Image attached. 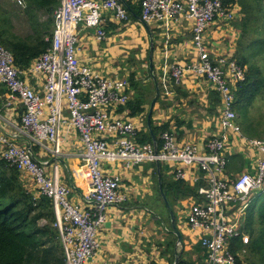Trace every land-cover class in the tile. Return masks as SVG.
I'll return each instance as SVG.
<instances>
[{"label":"built area","instance_id":"built-area-1","mask_svg":"<svg viewBox=\"0 0 264 264\" xmlns=\"http://www.w3.org/2000/svg\"><path fill=\"white\" fill-rule=\"evenodd\" d=\"M24 10L25 0H15ZM139 21L159 23L166 29L169 22L183 15L192 22L188 46L193 60L184 66L173 65L162 77L161 88L172 94V84L178 85L186 73L205 78L221 100L218 138L210 140L206 152L195 145L177 147L173 137L161 133L163 146L154 151L153 144H137L139 128L117 110L129 100V80L124 76H100L82 64L77 57V32L80 25L92 28L95 39H106L105 18L116 23L129 22L126 8L118 0H61L53 11L54 28L49 48L27 69L15 67L12 54L0 47V85L9 100L23 107L19 124H11L14 136L25 144L17 145L0 134V158L9 166L24 172L36 186V194L52 202L56 228L65 264H85L97 247L96 234L106 221L111 205L125 202L120 191V177L109 174L104 165L119 162L133 166L143 162H175L174 179L186 182L203 180L198 188L199 202L192 203L184 214V223L199 236V245L207 257L203 264H237L229 249L230 239L239 236L250 194L264 191V140L244 138L234 110L235 92L245 79V69L237 60L211 57L205 41L215 19L230 22L235 17L222 0H137ZM43 78L42 90L32 87L27 78ZM66 112L67 115L64 114ZM74 129L83 150L76 156L85 169L87 181L82 201L87 207L73 204L69 189L61 184L57 160L67 157L63 151L66 137ZM231 132L259 154L255 170L236 176L222 177L228 158L224 151V136ZM53 157V171L45 159L34 158L31 147ZM196 166L197 174L189 168ZM189 168V169H187ZM200 172V173H199ZM201 172L203 174L201 175ZM191 174V178H189Z\"/></svg>","mask_w":264,"mask_h":264},{"label":"crops","instance_id":"crops-1","mask_svg":"<svg viewBox=\"0 0 264 264\" xmlns=\"http://www.w3.org/2000/svg\"><path fill=\"white\" fill-rule=\"evenodd\" d=\"M236 1H233L230 8L235 14L233 20L224 22L220 19H215L207 31L205 41L213 58L231 59L235 55L237 43L240 39V30L236 29L233 22L236 20L238 22L241 18L240 8ZM38 18L42 22L46 19V16L39 14ZM128 24L130 26L122 25V23L118 24L110 17H106L104 29H106L105 32H107L108 38L101 42L95 39V32L92 28L80 25L76 44L79 61L100 76L118 75L128 78V73L120 74L116 73V70H114L115 73H112L109 66L126 57V49L129 47L127 43H130L129 40L125 39L128 36L126 31H130L131 28L137 29L140 39L144 37L147 40L144 49L148 48L149 51L151 48L152 58L154 57L153 59L151 58L153 63L152 72L148 68L149 59H147L146 79H142L140 74L136 75L133 72L138 84L142 80L141 90L144 91L142 95L144 112L136 117H128L125 112L123 114L116 112L115 115L127 116L126 118L133 121L139 131H146L148 129L146 118L150 103L155 95L154 78L160 91L159 98L162 96L164 100L158 103V98L155 102L149 124L152 121V125L156 127L169 122L168 133L173 137L177 147L195 145L200 152H206L207 143L212 139L218 138L220 132L218 118L221 114V100L217 93L205 78L190 73L182 76L180 84H172V94L170 96H166L163 93L160 84L162 77L168 73L171 66H184L185 63L193 60L192 50L188 46L192 22L185 16L178 15L169 22L167 29L156 22L153 23L154 26H151L152 23L144 26L139 21V18L136 21H130ZM149 33L151 35V45ZM28 34H30V31ZM154 38L158 39L156 44L153 41ZM138 40L139 38L137 37L133 42H138ZM27 81L37 91L40 92L43 89V78L41 76L37 78L29 77ZM0 90L3 92L0 94V134H3L15 144L23 146L25 141L20 137L14 136V131L11 127V124H19L20 117L23 114V107L17 100L8 99V92L2 85H0ZM137 93H139V89L135 90L131 87L128 90L129 99H134ZM64 114L67 115L66 112ZM236 114L238 119H240L239 114L237 112ZM237 123L240 127L242 126L238 120ZM243 136L244 138L246 137V140L252 138ZM158 138H160V134ZM223 141L225 155H242L243 164L242 166L239 165L238 171L230 172L224 170V173L221 174L222 177H232V175L236 176L242 171L253 172L255 170L253 165L256 167L259 158L255 148L249 146L248 143L243 142L240 137L231 132L224 136ZM82 150L83 146L80 143L78 134L72 129L69 131L63 146V151L68 155L57 160V168L61 184L69 189L68 197L70 201L81 208H85L87 204L82 201V195L86 190V172L81 160L76 156ZM247 151L251 153V156L245 155ZM32 153L35 159L39 161L46 159L48 161V173L53 171V157L47 158L46 154L41 151ZM248 160H254L255 163L249 165ZM143 163L145 164L141 166L140 164L142 163L125 166L117 162V169L112 168L110 164L104 165L105 170L109 174L119 175L121 180L120 191L125 195L126 200L122 204L111 205L107 209L106 221L96 234V250L85 264H173L176 242L174 245L169 244L167 246L168 241L172 240L167 229L170 227V223L167 222V217L163 216V204L154 191L155 182L152 176V167L149 165L151 162ZM163 163L166 162H158L159 166ZM195 167L193 165L189 168L196 175L197 170ZM171 172L166 171V175L173 178ZM21 173L28 190H36V186L26 174L24 172ZM191 176L189 174V178ZM188 185L194 187L196 182L190 181ZM149 196L153 197L150 204L144 202ZM199 201L196 198H185L174 205L172 209L176 225L183 238L180 258L189 257V255L197 257L195 251L200 246L199 236L191 232L185 225L183 208ZM175 207H181L179 208V214H175ZM151 215L156 218L155 221L151 218ZM179 217L183 218L181 219V227L178 226L177 222ZM157 220L159 223L156 222ZM192 241L198 242L196 248L192 246ZM170 249L173 255L170 254ZM179 250L180 247L177 248V252Z\"/></svg>","mask_w":264,"mask_h":264},{"label":"trees","instance_id":"trees-1","mask_svg":"<svg viewBox=\"0 0 264 264\" xmlns=\"http://www.w3.org/2000/svg\"><path fill=\"white\" fill-rule=\"evenodd\" d=\"M118 1L126 8L129 22L139 18L141 8L137 0ZM222 1L230 9L234 0ZM60 2L61 0H25L26 7L22 11L28 22L29 30L24 35L0 26V47L12 54L15 67L22 70L27 69L49 48L52 38L51 16ZM236 3L240 8L241 22L237 24L236 20L233 23L241 31L240 39L247 31L255 36L254 40L249 43V50H240L238 43L235 55L232 56V59L237 60L241 66L248 65L245 79L238 83L235 92L234 110L242 117L246 112V107L255 99L263 86L260 71L251 64V57L253 56L252 50L258 53L257 49L264 45V0H237ZM39 14L45 15L46 19L39 21ZM29 31L30 34H28ZM127 79L130 85L128 90L132 87L135 90L139 89V93L135 94L134 99H129L125 107L119 108L117 112L121 114L125 112L128 117H136L144 112L142 96L144 91L138 88L134 73L129 74ZM2 93L0 90V94ZM244 122L240 127L242 134L249 138L259 139L260 136H248L245 133L246 131L257 132V128L255 131L248 121L246 122V118ZM169 126V122H166L155 127L150 121V130L155 137L157 151H160L163 146V140L158 138V135L167 132ZM135 140L137 144H153L148 129L137 132ZM31 150L32 152L39 151L33 146ZM227 158L226 171H238L239 165L243 164L240 155H229ZM176 164L166 162L159 166L161 189L172 209L185 198H199L198 188L206 186L203 180L196 183V186L190 187L189 182L167 176L166 171H172ZM149 165L152 167L155 182L154 191L161 200L167 214V222L170 223L167 210L159 194L156 162H151ZM22 175L20 171L0 158V264H65L63 249L57 230L53 226L55 216L52 202L46 196L36 194L35 190H28ZM247 202L240 234L230 239L229 249L235 255L237 264H264V191L254 190ZM167 229L169 237L172 238L167 246L174 245L175 236L170 232V227ZM195 253L196 258L190 255L185 258L181 257L178 264H203L207 257L205 248L199 246ZM170 254L173 255L171 249Z\"/></svg>","mask_w":264,"mask_h":264},{"label":"rangeland","instance_id":"rangeland-1","mask_svg":"<svg viewBox=\"0 0 264 264\" xmlns=\"http://www.w3.org/2000/svg\"><path fill=\"white\" fill-rule=\"evenodd\" d=\"M24 12L22 9L17 5L15 0H0V26L7 28V30H10L14 33H19V35H24L25 31L29 30V25L27 24L28 22L25 19V16L23 14ZM52 19V31L54 28V17L51 16ZM241 20V18H240ZM238 21L240 23L241 21ZM128 25V23H122V25ZM139 24V23H138ZM262 22L260 23V25ZM264 25V24H263ZM151 26H154L152 23ZM237 30H240L237 25H234ZM154 29V27H152ZM124 31V30H123ZM241 32V31H240ZM250 31H247L245 35H243L242 39L238 40L240 50H249L248 46L249 43L252 42L255 38L254 35L249 33ZM127 37H125L126 40H129L130 43H127L129 47L126 49V57L123 59L117 61L113 65L109 66V69L112 70V73H115L114 70H116V73L120 74H131L135 73L136 75L140 74V77L142 79H146V65H147V56L149 55L148 48L144 49L146 46V38H141L138 36L139 31L137 29H130V31H126ZM241 35V33H240ZM239 35V37H240ZM139 38L138 42H133L136 38ZM106 38L107 37V32H106ZM108 40V39H107ZM154 43L156 44L158 39L154 38L153 39ZM227 42V41H226ZM237 43V44H238ZM157 47V46H156ZM144 50V51H143ZM147 50V51H146ZM258 53L255 52V50H252L253 56L251 57V64L256 66L259 71H260V78L263 79V86H261L260 90L258 91L255 99L246 107L245 109V114L241 117L240 114V119H237L240 124H244V119L246 118V122L248 121V124L255 130L257 128V132L254 131H246L245 133L253 136H260L259 140H264V45L260 46ZM141 51H143L141 53ZM145 52V53H144ZM152 58V55H151ZM154 58V57H153ZM152 58V59H153ZM248 65L244 66V69L246 70ZM120 71V72H118ZM113 75V74H111ZM140 90L142 86V80L139 81L138 84ZM164 100V97L162 99V96L159 98L158 103ZM237 109V108H236ZM242 130V128H241ZM256 131V130H255ZM252 139V138H251ZM246 156H251V153L247 151L245 153ZM242 156V155H240ZM255 162L254 160H248L249 165H253ZM145 163L140 164L143 165ZM112 168L117 169V162L113 163ZM253 168L255 166L253 165ZM243 170V169H242ZM243 172V171H242ZM124 188V187H123ZM153 197H147L144 202H147L148 204L151 203V200ZM182 201V200H181ZM179 208L181 207H175L174 211L175 214H179ZM188 207L187 205L183 208L184 214L187 212ZM244 209L242 210L241 216L244 217ZM162 214L164 217H167L166 211L164 207L162 206ZM151 218L155 221V217L151 215ZM181 217L178 218V226L181 227ZM157 223L158 220L156 221ZM56 229V228H55ZM58 234V233H57ZM59 239V236H58ZM60 242V240H59ZM192 246L196 248L198 246V242L192 241ZM62 248V246H61ZM64 253V252H63Z\"/></svg>","mask_w":264,"mask_h":264},{"label":"water","instance_id":"water-1","mask_svg":"<svg viewBox=\"0 0 264 264\" xmlns=\"http://www.w3.org/2000/svg\"><path fill=\"white\" fill-rule=\"evenodd\" d=\"M146 24H144L145 26ZM149 32V31H148ZM149 38H150V45H151V35L149 33ZM151 48H150V53H149V62H148V68L150 70V72L153 71V63H152V59H151ZM153 83H154V91H155V95L154 98L152 99L150 106H149V111L147 114V127L149 129L150 135L152 137V142H153V147H154V151H157V146H156V141H155V137L152 134V131L150 130V124H149V120H150V116H151V111L153 109V106L155 104V102L157 101V99L159 98L160 95V91H159V87L157 85V82L155 81V79L153 78ZM157 165V177H158V189H159V194L161 196V199L165 205V208L167 210L168 216H169V221H170V232L175 236L176 238V243H175V257H174V262L173 264H178L179 262V258H180V253L182 251L183 248V238H182V234L180 232V230L178 229L177 225H176V220H175V215L174 212L172 210V207L170 206L165 194L163 193L162 189H161V184H160V171H159V164L158 162H156ZM180 247V250L177 252V248Z\"/></svg>","mask_w":264,"mask_h":264},{"label":"bare ground","instance_id":"bare-ground-1","mask_svg":"<svg viewBox=\"0 0 264 264\" xmlns=\"http://www.w3.org/2000/svg\"><path fill=\"white\" fill-rule=\"evenodd\" d=\"M224 5H225V4H224ZM139 11H140V10H139ZM221 26H222V25H221ZM238 31H239V30H238ZM238 31H237V32H238ZM240 33H241V32H240ZM202 141H203V140H202ZM176 142H177V141H176ZM205 143H206V142H205ZM232 176H233V175H232ZM182 182H183V181H182ZM32 194H33V193H32ZM197 200H198V199H197ZM198 253H199V252H198ZM200 255H201V254H200ZM202 255H203V253H202ZM189 262H190V261H189Z\"/></svg>","mask_w":264,"mask_h":264},{"label":"clouds","instance_id":"clouds-1","mask_svg":"<svg viewBox=\"0 0 264 264\" xmlns=\"http://www.w3.org/2000/svg\"><path fill=\"white\" fill-rule=\"evenodd\" d=\"M235 103V102H234Z\"/></svg>","mask_w":264,"mask_h":264}]
</instances>
